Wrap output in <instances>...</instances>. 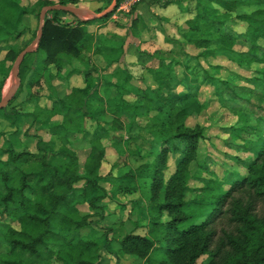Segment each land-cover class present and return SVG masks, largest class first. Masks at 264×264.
I'll return each mask as SVG.
<instances>
[{
    "label": "trees",
    "instance_id": "trees-1",
    "mask_svg": "<svg viewBox=\"0 0 264 264\" xmlns=\"http://www.w3.org/2000/svg\"><path fill=\"white\" fill-rule=\"evenodd\" d=\"M193 1L194 15L180 32L182 40L199 52L194 55L181 50L178 57L172 54L173 49L147 53L157 60L156 66L146 67L155 87L130 89L127 83L133 75L109 65L104 68V72L112 71L105 79L103 96L78 86L64 95L58 93L50 66L59 69L57 74L68 66L67 79L80 72L72 67L73 60H81L84 50L100 53L101 47H92V35L83 25L69 26L45 15L38 48L24 55L18 77L21 80L26 56L36 54L28 89L43 78L50 105L36 103L33 111L12 113L14 129L0 147V156L5 155L0 158V246L5 247L0 264H102V237L93 233L106 208L104 201L132 191L145 198L141 209L147 216V233L126 232L119 240L122 255L146 260L156 255L158 264H196L201 256H206L202 264H264V0ZM76 2L58 0L56 4ZM53 4L38 0L36 12L20 0H0V43L21 35L23 16L32 13L38 17L42 7ZM56 12L72 15L53 10ZM111 14L80 19L79 23L89 25ZM236 20L245 25L242 33L234 30ZM21 50L8 49L0 61L1 75H9L10 62ZM216 57L249 73L208 61ZM94 70L88 68L84 74L89 76ZM179 85L183 89L174 93ZM202 85L211 86L218 106L235 117L222 127L230 138L224 143L235 152L249 153L246 158L228 155L244 173L224 169L219 177L209 166L215 161L202 157L200 145L207 138L206 128L187 123L194 112L191 107L204 105L198 99ZM128 95L134 97L132 102ZM94 99L102 103L98 112L110 119L98 120L91 132L86 124L94 117L89 109ZM0 110L5 117H12L4 108ZM57 115L60 119L53 120ZM18 116L28 121L22 134L25 139L19 136L24 120L18 121ZM31 127L47 130L50 138L30 134ZM133 127L153 132L144 155L126 153L123 138L114 134L120 130L130 133ZM253 129L263 131L256 143L239 138ZM73 136H80L88 145L82 161ZM30 138L35 140V151L27 144ZM103 138L111 140L117 154L152 158L127 173L109 170L102 174ZM50 139L58 140L59 146L54 148ZM169 158L174 168L167 176ZM193 164L206 175L192 174ZM190 194L196 195L188 198ZM81 205H86L88 212L81 213ZM87 228L90 231L83 234Z\"/></svg>",
    "mask_w": 264,
    "mask_h": 264
},
{
    "label": "rangeland",
    "instance_id": "rangeland-1",
    "mask_svg": "<svg viewBox=\"0 0 264 264\" xmlns=\"http://www.w3.org/2000/svg\"><path fill=\"white\" fill-rule=\"evenodd\" d=\"M148 2L149 5L163 6L167 1H171L169 6L172 12L169 13L167 18L159 17L152 12H150L145 21L143 15L139 14L136 10V5L138 2ZM136 2L128 11L119 10L117 7L112 11L111 16L103 19H97L92 24H82L79 23L80 19L75 18L70 14H65L61 12L53 13V11H45L44 17L47 14L48 18L53 16L61 22L59 16H64V18L69 22V26L83 25L85 32L91 33L92 35V47H101L100 53L89 52L84 50L81 55V60H73L72 67L80 72L74 75L66 77V72L70 68H62L57 74L59 69L55 65H51L50 69L55 74V78L52 80L53 85L60 95H64L73 86L78 87H89L92 88L90 92H95L96 96H103V86L105 79L112 71L110 68L107 72H104V68L109 65L115 67L118 66L121 69H126L130 72L134 79L127 83L128 88L133 89L135 86H140L144 88L147 85L155 87L151 76L146 71L147 66H156L157 60L151 58L147 53H153L156 50L170 51L173 49L172 54L177 56L181 50H185L190 54H196L199 51L194 48L191 44H186L181 38L180 30L185 28V21L190 19L194 15V3L195 1L190 0H140ZM112 3V0H108V6ZM28 9L34 8L37 12L38 6L36 2L27 3L26 7ZM107 6V7H108ZM150 6V7H151ZM106 7V8H107ZM165 8V7H164ZM41 10V9H40ZM39 10V11H40ZM236 12H240L237 10ZM65 23V22H63ZM237 23L234 26V30L241 32L244 30V23L235 21ZM38 17L36 14H29L22 17L19 29L21 30V35L14 41L3 44L0 43V61L4 58L9 48H13L14 51L21 50L27 46H34V41L36 37V31L38 28ZM40 54V53H39ZM42 56V54H41ZM42 57H39V59ZM16 59V57H15ZM38 59L36 54H29L26 56L23 63V74L20 80V84L15 89L13 96L17 94L15 98H11L7 104L2 107L4 111L8 114L14 112H29L33 111L36 103L40 105L48 104L50 105V100L48 99L49 90L45 84L43 78L40 79L39 84H34L31 90L28 89L27 81L31 77V67ZM15 61V60H14ZM11 64V67L14 63ZM213 64H220L224 67H231L233 70H237L241 73H249L245 70H241L233 66L227 60L216 57L209 59ZM6 64L9 65V62ZM96 69L95 72H91L89 76L84 74L86 69ZM94 68V69H93ZM11 69V68H10ZM95 71V70H94ZM143 78V80H142ZM141 79V81H140ZM112 81H115V77H112ZM11 83V74L7 77L0 74V100L2 93L8 89ZM183 89L182 85H179L176 91ZM36 96V97H35ZM131 102L133 101V96H126ZM199 102L204 103L203 106L197 109L196 106L191 107L194 111L188 118L187 123L189 125L198 124L199 126L206 128L207 138L201 142L200 151L202 157L204 155L209 156L215 162L214 164H209L210 169L213 170L219 177L223 176L224 169H235L241 173H244V169L239 165H236L232 160L228 159V155L237 154L242 158H246L249 153L244 151H233L225 143L224 140H230V138L222 130V127L229 125L235 119L226 109L220 108L215 98L211 95V86L202 85L199 92ZM0 108V109H2ZM102 108V103L99 100H92L89 102V109L94 113L93 118H89L86 124V128L89 131H93L96 127V122L98 120L110 119V115L102 116V113L98 112ZM12 117L7 118L4 116V112L0 110V147H3L4 138L9 132H11L14 127L12 126ZM24 120L20 125V138L25 139L23 134L28 121L23 118V116H18V121ZM60 116H54L53 120H59ZM250 121L256 125V122L252 119ZM30 134H41L44 139L48 140L49 134L47 130L37 131L34 127L29 130ZM116 137L123 138V147L126 153L131 155H144L150 148V141L153 139V132L147 130H138L133 127L130 133H124L122 130L114 133ZM263 134V131L259 129L250 130V132H242L240 135L241 140L249 141L251 143H256L257 138ZM114 137V136H113ZM80 136L76 138L71 137L72 142L77 150V155L80 161L84 159V156L88 150V145L85 140L79 139ZM51 140V139H50ZM103 143L105 145V158L102 162L100 171L102 174L107 173L109 170L113 174L118 172L127 173L131 170H135L146 158L149 160L151 156L143 158V156H129V154H117L115 148L111 145V140L103 138ZM35 140L28 139V146L31 150L35 151ZM54 148L59 146V142L56 139L50 141ZM255 145H258L255 144ZM5 155H1L0 158H4ZM115 163V167L112 165ZM195 164L192 165V174H202L206 175V172H201L195 169ZM174 168L173 159L169 158L168 168L166 175L168 176ZM214 193V192H212ZM212 193H201L200 195L212 196ZM196 194H190L188 196H195ZM132 201L140 203L138 206L134 205ZM104 203L106 208L104 210L103 216H99L97 220V226L94 230V235L96 237H102L101 241L103 244V250L100 252V259L102 264H158L159 259L156 255H151L150 260H146L138 257H131L128 255H122L119 250V240L126 232L138 233L145 235L147 227V216L143 214L141 207L146 205L145 198L141 195L139 191L132 192H122L116 195L115 200L105 199ZM143 205V206H142ZM81 213L88 212L86 205H81ZM166 217H162V220ZM89 228L83 229L82 233H88ZM107 244V245H106ZM5 250L4 246H0V253ZM206 259V256H201L196 264H202ZM58 264V262H56Z\"/></svg>",
    "mask_w": 264,
    "mask_h": 264
},
{
    "label": "water",
    "instance_id": "water-1",
    "mask_svg": "<svg viewBox=\"0 0 264 264\" xmlns=\"http://www.w3.org/2000/svg\"><path fill=\"white\" fill-rule=\"evenodd\" d=\"M117 4V0H112V3L103 11H101L98 14L95 13H88L87 11L78 8V7H74L71 5H63V4H53V5H46L44 7L41 8L40 12H39V16H38V28L36 31V37H35V41H34V46H27L25 48H23L17 55L11 69H10V74H11V83L10 86L8 87L7 90H5L2 93V97L0 100V108L4 107L7 102L13 97V93L15 91V89L17 88V86L20 84V79H19V67L20 64L24 58V55L27 53H31L37 50L40 39H41V35H42V26H43V21H44V14L45 11H53V10H61V11H66L68 13H71L72 15H74L75 17L79 18V19H83V20H87V19H93V18H101L106 16L107 14L111 13L113 11V9L116 7Z\"/></svg>",
    "mask_w": 264,
    "mask_h": 264
},
{
    "label": "crops",
    "instance_id": "crops-1",
    "mask_svg": "<svg viewBox=\"0 0 264 264\" xmlns=\"http://www.w3.org/2000/svg\"><path fill=\"white\" fill-rule=\"evenodd\" d=\"M28 1L33 3V2H37L38 0H20V4L26 6ZM49 1L55 4L58 2V0H49ZM67 5L81 8L87 11L88 13L98 14L104 9H106V7L108 6V0H77L75 4L69 3ZM150 6L151 5H149L148 2L146 3L143 1L138 2V4L136 5V10L139 11L140 15L144 16L145 21L148 19L147 15L150 12L162 18H167L169 16V13L172 12L169 6H166L165 8L164 6H159V7L155 5H152L151 7ZM29 16H31V13L29 14ZM62 17L64 16H59V18Z\"/></svg>",
    "mask_w": 264,
    "mask_h": 264
},
{
    "label": "built area",
    "instance_id": "built-area-1",
    "mask_svg": "<svg viewBox=\"0 0 264 264\" xmlns=\"http://www.w3.org/2000/svg\"><path fill=\"white\" fill-rule=\"evenodd\" d=\"M138 1H140V0H120L117 8L119 10L128 11V9H130V7H132ZM75 18H77V17H75ZM60 20L69 24V22L64 17H62Z\"/></svg>",
    "mask_w": 264,
    "mask_h": 264
}]
</instances>
